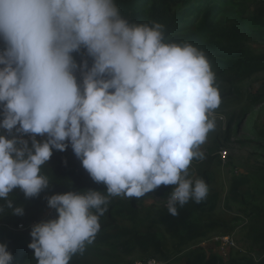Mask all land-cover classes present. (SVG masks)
Segmentation results:
<instances>
[{
    "label": "clouds",
    "instance_id": "clouds-1",
    "mask_svg": "<svg viewBox=\"0 0 264 264\" xmlns=\"http://www.w3.org/2000/svg\"><path fill=\"white\" fill-rule=\"evenodd\" d=\"M0 40V130L11 137L0 133V199L13 215L24 208L9 194L20 189L33 198L49 188L41 166L69 144L108 196L175 186L166 205L173 216L177 204L205 198V182L188 178V168L203 159L199 148L215 127L220 97L201 50L165 42L159 23L130 25L114 0H0ZM82 49L90 68L73 57ZM107 203L94 190L48 197L58 218L31 229L38 264H70L82 254ZM12 261L0 244V264Z\"/></svg>",
    "mask_w": 264,
    "mask_h": 264
},
{
    "label": "trees",
    "instance_id": "trees-1",
    "mask_svg": "<svg viewBox=\"0 0 264 264\" xmlns=\"http://www.w3.org/2000/svg\"><path fill=\"white\" fill-rule=\"evenodd\" d=\"M114 3L130 25L159 23L165 42H186L201 50L215 74L214 86L220 97L216 110L226 113L228 119L223 142L236 140L264 153V84L256 93L245 90L250 78L264 72V0H114ZM4 48L0 40V52ZM85 54L82 49L73 53V57L78 65L86 60L90 68L92 59ZM80 71L78 68L75 74L82 78ZM213 142L205 147L207 152L199 150L203 159L194 158L188 168V178L205 182L208 189L205 198L199 203L190 199L183 206L177 204L175 216L166 206L175 186L161 185L153 191L159 204L144 207L135 197L108 196L106 185L92 180L70 144L63 152L53 149L50 160L40 169V174L49 181V188L33 198H26L20 189L13 190L8 197L14 206H23L22 216L35 212L32 219L27 223L19 220L18 224L17 219L22 216L13 215L12 209L4 207L6 201L0 199V207H4L0 221L13 222L0 227V240H4L12 254V264H38L34 251L28 247L32 242L31 229L58 218L54 209L47 217L43 216L44 191L64 194L88 190L107 196V211L99 217L100 230L94 241L86 243L84 252L75 254L70 264H138L136 257L148 264L150 260L166 259L172 249L183 250L217 233L235 239L236 232L241 236L236 241L247 247L245 251L231 249L229 264H264V169H260V177L232 174L224 180L222 167L226 160L213 157L220 149L217 139ZM192 253V264H227L223 257L209 258L203 249Z\"/></svg>",
    "mask_w": 264,
    "mask_h": 264
},
{
    "label": "rangeland",
    "instance_id": "rangeland-1",
    "mask_svg": "<svg viewBox=\"0 0 264 264\" xmlns=\"http://www.w3.org/2000/svg\"><path fill=\"white\" fill-rule=\"evenodd\" d=\"M87 57V54H85ZM81 73V72H80ZM76 75V74H75ZM80 75H76V78L78 81H81ZM79 83V82H78ZM262 84H264V72L259 73L252 78H250L246 82L245 90L248 91L249 93H256L261 87ZM264 93V92H263ZM230 112V110H228ZM214 114L216 115H222L226 118V122H228L227 115L225 114H220L218 110L215 109ZM2 119V117H0ZM264 120H262L263 122ZM225 120L222 122L219 120V116H215V127L213 130H211L207 134V138L205 142L200 146L199 150H202L204 152H207L206 146L211 144L213 145L214 139H217V143L219 144V152H227V158L225 163L223 162V167L222 171L224 173L223 179L226 180L230 175L236 174V175H242V174H247V175H252V176H257L260 177L262 173H260V169H264V153H258L256 152V149L254 148L253 145H240L236 143V140L232 141L231 143H226L225 141L223 142V136L225 135V131L227 129V123ZM226 126V127H225ZM2 134H4L6 137L11 138L8 133L4 130H0ZM13 134H15V130H13ZM28 136H24L23 139H25ZM222 137V138H221ZM43 138L46 137H39L37 136V140L40 141ZM219 154L216 153L213 155V157H218ZM227 163V164H226ZM230 164L232 166L228 167L227 165ZM196 165V164H194ZM228 188L229 182H226ZM225 188V189H226ZM44 195L42 198V203H43V208L41 211H44L43 216L47 217L49 214H51L52 209L48 208L47 206V198L55 195V194H60L57 192H49V191H44ZM138 202L143 204L144 207H153L155 204H159V200L154 197V192H149L146 193L144 196L137 198ZM36 215L35 212H31L27 215H24L17 219V223H24L32 219ZM3 221V222H1ZM0 221V227H8V225L13 222H9L8 220H1ZM10 226V225H9ZM20 228L22 227V224L19 226ZM216 235V236H215ZM242 235V234H241ZM221 234L217 233L214 234L212 237H209L203 241L197 242L191 246H188L184 248L183 250H174L172 249L170 253L168 254V257L166 259H163L161 261H156V264H192L193 261V251H196L198 249H203L206 253L207 256L210 258L211 256H219L223 257L224 261L229 264V258L232 253V251L228 250L227 246H223V241L221 240ZM235 237V242H236V247L233 249L236 251L242 250L245 251V246L243 244H239L236 240L240 239L238 236V232L234 234ZM4 240L1 239L0 243H3ZM5 244V242L3 243ZM231 252V253H230ZM230 254V255H229ZM229 255V256H228ZM235 255V253L233 254ZM233 257V256H232ZM143 261L141 258L136 257L135 262L138 264H143ZM151 261V260H150Z\"/></svg>",
    "mask_w": 264,
    "mask_h": 264
},
{
    "label": "built area",
    "instance_id": "built-area-1",
    "mask_svg": "<svg viewBox=\"0 0 264 264\" xmlns=\"http://www.w3.org/2000/svg\"><path fill=\"white\" fill-rule=\"evenodd\" d=\"M221 157L223 160L227 158V152H221ZM221 240L223 241V246H227L228 250L230 251L232 248L236 247V243L234 242L232 236H220Z\"/></svg>",
    "mask_w": 264,
    "mask_h": 264
}]
</instances>
